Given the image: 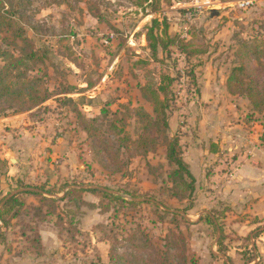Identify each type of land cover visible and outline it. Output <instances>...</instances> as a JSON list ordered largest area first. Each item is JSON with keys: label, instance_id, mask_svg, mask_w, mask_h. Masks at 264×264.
Returning a JSON list of instances; mask_svg holds the SVG:
<instances>
[{"label": "rangeland", "instance_id": "rangeland-1", "mask_svg": "<svg viewBox=\"0 0 264 264\" xmlns=\"http://www.w3.org/2000/svg\"><path fill=\"white\" fill-rule=\"evenodd\" d=\"M0 11L28 39L25 43L4 29L0 54L26 58L36 52L24 69L27 78L46 76L51 91L69 90L28 113L29 126L0 127V203L24 189L54 190L55 196H45L63 198L67 184L138 203L122 205L86 192L84 201L95 209L64 208L77 214L79 233L73 235L60 232L56 218L39 223L34 207H40V198L26 195L28 209L9 229L7 245H0V264H112L111 250L147 263L169 245L172 253L184 251L189 264H247L251 258V264H264V203L256 210L232 187L239 185L233 173L240 152L263 148L264 112H255L246 97L233 96L226 87L241 43L264 38V0H0ZM155 20L156 39L150 42L147 34ZM162 41L175 45L163 50ZM189 41L205 52L188 58L178 45ZM5 64L0 57V69ZM89 83L94 87L87 88ZM146 86L165 89L160 98L168 104L167 140L161 137L147 156L123 151L125 166L116 172L101 153L100 139L82 130L78 114L98 118L103 131L110 124L121 128L126 119L124 133L136 140L142 125L135 112L143 108L154 114L141 90ZM36 132L42 139L48 135L45 152L27 169H17L15 156L7 155L16 149H9L7 140L10 146L20 144ZM175 139L196 179L193 197L185 201L171 197L168 179L172 167L166 143ZM62 142L73 144L78 163L52 155V147ZM25 226L42 230L41 257L33 232L22 235Z\"/></svg>", "mask_w": 264, "mask_h": 264}, {"label": "trees", "instance_id": "trees-1", "mask_svg": "<svg viewBox=\"0 0 264 264\" xmlns=\"http://www.w3.org/2000/svg\"><path fill=\"white\" fill-rule=\"evenodd\" d=\"M142 1V0H141ZM149 1V0H145ZM171 2V0H169ZM139 3L138 5H142ZM158 21L153 22V27L147 34L148 41L155 40L154 29L158 26ZM9 29L15 32L17 39L23 40L27 43L28 39L25 37V32L21 27L17 26L13 20L7 17V14L0 11V34L4 29ZM163 50H167L171 46L175 45V41L164 42L162 41ZM180 50L188 57L205 52V50L197 49L192 41L179 43ZM153 51H157V44L152 45ZM36 52L32 51L27 57H14L10 52H3L0 57L6 62V64L0 69V119L8 117V112L12 111L13 116L31 113L32 111L43 107L48 101L55 97L62 96L69 92L66 89L63 93H56L49 89L46 76H38L32 79H28L25 73V67L27 62L37 58ZM238 63L232 69L226 87L228 92L233 96L246 97L255 112H264V38L255 39L248 42L243 41L240 49L236 54ZM94 87L93 83H89L87 88ZM142 93L146 100L153 105L154 114H150L145 109L141 108L135 112L136 117L139 119V123L142 125V133L134 140L129 135L125 134L126 119L122 121V127L119 128L115 124L106 129V131L100 129L96 122L98 118L86 119L83 115L78 114L82 130L87 133L88 136L93 138H99L103 147L101 153L107 156L111 163L112 168L116 172H122L125 166V162L121 159L123 151H126L130 156L139 155L147 156L149 153H153L157 150L159 139L166 137V130L169 128L167 120L168 104L166 100H161L160 95L166 94L165 89L146 86L141 88ZM107 112V111H104ZM117 117V116H116ZM120 120V119H119ZM120 122V121H119ZM264 129V125H263ZM112 139H110V137ZM261 145L264 148V132L260 138ZM167 146V158L172 170L169 173L168 179L171 184V197L178 201L189 200L193 197L195 192L196 179L189 166L183 158V147L179 139L173 141L168 140ZM21 188H29V186L21 185ZM70 187V188H69ZM63 188L68 189L65 192L63 198H49L45 195L55 196L57 193L54 190L42 188V193L35 191H28L20 193L10 198L0 211V218L2 221V227H0V245H7V234L9 229H13L16 226L15 221L21 218L28 205L24 196L31 195L40 198V207H34L36 211V217L39 223H51L53 218H56L54 225L58 230L65 229L72 233H79V229L74 226V218L77 214L71 213V211H65L64 208L77 210L83 206H88L91 209H95L97 206L94 204H88L84 201L83 195L86 192L92 193L96 196L106 198L110 201H116L122 205L135 206L138 203L134 201H128L123 196L110 194L102 189L85 190L80 187H72V185H65ZM135 198V197H133ZM5 200V199H4ZM3 200V201H4ZM1 201V203H3ZM0 203V204H1ZM59 203H63L60 206ZM47 207V211L44 208ZM110 206L105 207L106 212ZM28 213V212H27ZM64 213H67L64 214ZM166 215H169L166 213ZM175 216V214H171ZM66 216H71V220L67 222ZM69 228L66 229V226ZM28 232H33L34 247L36 248L38 257L43 254V244L41 235L36 227H23L22 235H26ZM182 235H180L181 238ZM181 240L185 243V238ZM180 241V239H179ZM220 244V243H219ZM9 248V247H8ZM172 245L167 246L166 250L160 254H156L155 261L145 263L143 259H137V257H126L110 252V258L112 264H189V258L184 251L172 253ZM8 250H11L8 249ZM254 258L249 259L247 264L254 263Z\"/></svg>", "mask_w": 264, "mask_h": 264}, {"label": "crops", "instance_id": "crops-1", "mask_svg": "<svg viewBox=\"0 0 264 264\" xmlns=\"http://www.w3.org/2000/svg\"><path fill=\"white\" fill-rule=\"evenodd\" d=\"M27 114L28 113L2 118L0 119V127L3 126L5 128H16V127L22 128L23 126L25 127L29 126L32 123L29 119L26 120V116H28ZM39 134H42V133L36 132L33 135L30 134L27 141L25 142L21 141L22 144L14 143L12 146H10L11 144H10L9 139L7 140V147H9V149L11 148L16 149L14 151L8 150L7 155L11 154L15 156L17 160L16 161L17 165L19 164L18 165L19 167L17 166V169H21V170L27 169L29 165L31 166L32 162L38 161L39 159H41L40 158L41 154L45 152L48 146V143H47L48 135L45 136L44 139H42V136ZM61 141L62 140H59V143ZM71 145L73 144H70L69 142H66V143L62 142L59 146H56V145L53 146L52 155L55 156L56 158H61L65 160H67L70 157L71 163L73 164L75 160H73L72 158L73 148ZM238 156L239 157L236 160V164H235L237 168L233 173V177L237 178L236 182L239 185L232 186L235 189L234 193L238 198H240V201L244 203L252 200L251 207L257 210L258 208H260L259 207L260 204L264 203V149L261 148L260 146L254 145L253 147H250L246 153L245 151L242 152V154L240 152ZM43 160L45 161V159ZM9 161H11V159H9ZM75 163H78V161H76ZM65 168L67 169V166H64V169ZM70 170H72V168H70ZM17 178H21V177H17ZM246 196H247V199H245ZM248 207L251 208L250 206ZM40 234L42 238V243L45 244L42 230Z\"/></svg>", "mask_w": 264, "mask_h": 264}, {"label": "water", "instance_id": "water-1", "mask_svg": "<svg viewBox=\"0 0 264 264\" xmlns=\"http://www.w3.org/2000/svg\"><path fill=\"white\" fill-rule=\"evenodd\" d=\"M28 191H34V190H32V189H24V190H19V191L15 192V193L11 194L9 197H7V198L5 199V201H3V203L0 205V210L4 207L5 203H6L10 198H12V197H14V196H16V195H18V194H20V193L28 192Z\"/></svg>", "mask_w": 264, "mask_h": 264}]
</instances>
